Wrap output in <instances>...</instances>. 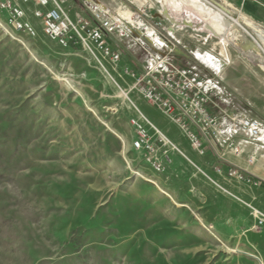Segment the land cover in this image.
I'll use <instances>...</instances> for the list:
<instances>
[{
  "label": "rangeland",
  "instance_id": "1",
  "mask_svg": "<svg viewBox=\"0 0 264 264\" xmlns=\"http://www.w3.org/2000/svg\"><path fill=\"white\" fill-rule=\"evenodd\" d=\"M103 1L126 31L109 39L116 63L57 44L39 23L19 40L0 29V264L264 263V51L241 47L222 0ZM165 62L224 127L244 115L262 134L241 131L238 153L197 148L136 88ZM137 111L177 149L148 125L155 151L135 148Z\"/></svg>",
  "mask_w": 264,
  "mask_h": 264
},
{
  "label": "built area",
  "instance_id": "2",
  "mask_svg": "<svg viewBox=\"0 0 264 264\" xmlns=\"http://www.w3.org/2000/svg\"><path fill=\"white\" fill-rule=\"evenodd\" d=\"M83 1L90 7V15L72 18L58 0H0V29L14 39L34 37L38 33L36 25L39 23L42 33L57 44L64 47L79 46L90 55L116 63L120 53L109 44V39L113 36L121 39L125 29L113 19L108 6H98L93 0ZM30 4L33 5L31 10L28 9ZM4 16L6 22L3 21ZM32 18L37 20L36 24ZM165 64L155 65L148 70L137 80L136 88L185 128L197 148L206 144L211 149L220 147L238 153L235 140L241 131L253 137L259 135L260 123L244 115L227 114L231 125L224 127L220 118L210 112V99L195 81L176 64ZM132 125L135 131L134 147L154 152V143L150 142L147 134L148 124L137 116L132 120ZM158 137L160 142L166 144L160 133ZM153 162L159 170V164ZM252 162L250 156L248 163Z\"/></svg>",
  "mask_w": 264,
  "mask_h": 264
},
{
  "label": "bare ground",
  "instance_id": "3",
  "mask_svg": "<svg viewBox=\"0 0 264 264\" xmlns=\"http://www.w3.org/2000/svg\"><path fill=\"white\" fill-rule=\"evenodd\" d=\"M199 1V0H198ZM197 1V2H198ZM210 1V0H209ZM224 3H221L222 5H218L219 7H221V12L222 14L225 16L224 22L226 24L229 25V29L232 32H236L234 35L236 37V40H239V44L241 45V47L245 48V49H252L254 51H256L257 53H261L264 51V47L262 44H264V38L262 36L261 40L254 38L253 36L250 35V32L248 31V29L246 28V26H250L253 27L257 32L263 34V29L259 28L258 26L255 25L253 19L246 13L240 11L239 9L233 7L230 3H228L225 0H222ZM205 2V0H204ZM211 3V2H210ZM213 3V2H212ZM219 3V2H218ZM212 7V5H211ZM214 7V6H213ZM208 8V7H207ZM205 9V8H204ZM209 9V8H208ZM206 10V9H205ZM218 11V9H217ZM219 12V11H218ZM220 13V12H219ZM237 16H233L236 15ZM215 28V27H214ZM228 31V32H230ZM246 35H249L253 38V40L251 39H247ZM260 35V34H259ZM261 36V35H260ZM151 42L153 43H162L163 41H161L160 39H158L157 37H152L151 38ZM164 43V42H163ZM222 47V46H221ZM224 48V46H223ZM222 48V49H223ZM221 51V50H220ZM225 52V50H224ZM225 54V53H223ZM263 54V53H262ZM137 115L138 117L142 118L147 124L148 126L152 127L157 133H160L165 141L166 144L172 146L173 149H177V147L175 145H173L169 139L159 130L155 129L150 123L149 121L142 115L140 114L139 111H137ZM149 180V179H148ZM152 181V180H149ZM153 182V181H152ZM167 193V192H166ZM168 194V193H167ZM254 213L257 214V211L254 210ZM256 259H258L256 256H254ZM258 261L261 262V264H264L260 258L258 259Z\"/></svg>",
  "mask_w": 264,
  "mask_h": 264
},
{
  "label": "crops",
  "instance_id": "4",
  "mask_svg": "<svg viewBox=\"0 0 264 264\" xmlns=\"http://www.w3.org/2000/svg\"><path fill=\"white\" fill-rule=\"evenodd\" d=\"M81 1H82L81 3L83 5L84 9L87 11V14H90V7L89 6L87 7L83 0H81ZM93 1L98 6L100 5V6H108L109 7V5L103 0H93ZM236 1H237V3L242 5L243 10L241 9V7H238V8L241 11L245 12L246 14H248L249 16H251L253 21H254V23L257 22L259 24L264 25V0H236ZM64 2H70V1L69 0H64ZM64 5H65V3H64ZM72 6H73V4H71V2H70L69 8H72ZM32 7H33V5L30 4V8H28V9L31 10ZM77 15H85V14H83L82 12H78V13H75V16H77ZM151 43H153V42H151ZM260 126H262V125L260 124ZM260 129L261 130H260L259 134H262L263 128L260 127ZM249 156H251L253 158V161H254L255 157L252 156V154L249 155Z\"/></svg>",
  "mask_w": 264,
  "mask_h": 264
}]
</instances>
